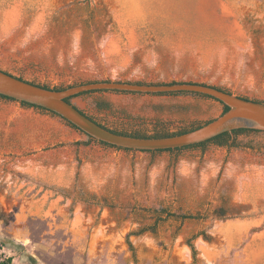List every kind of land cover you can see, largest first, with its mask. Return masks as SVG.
I'll use <instances>...</instances> for the list:
<instances>
[{
	"label": "rangeland",
	"instance_id": "374dc122",
	"mask_svg": "<svg viewBox=\"0 0 264 264\" xmlns=\"http://www.w3.org/2000/svg\"><path fill=\"white\" fill-rule=\"evenodd\" d=\"M0 70L49 88L191 82L264 102V0H0ZM71 102L110 128L143 132L222 113L219 102L192 96L95 93ZM83 138L0 98V264H264V137L256 149L179 153L54 147ZM69 151L70 166H52ZM93 159L103 161L105 195L80 176ZM144 228L130 248L127 235Z\"/></svg>",
	"mask_w": 264,
	"mask_h": 264
},
{
	"label": "water",
	"instance_id": "95a60500",
	"mask_svg": "<svg viewBox=\"0 0 264 264\" xmlns=\"http://www.w3.org/2000/svg\"><path fill=\"white\" fill-rule=\"evenodd\" d=\"M90 91H123L143 94L191 92L208 96L228 111L221 113L201 127L184 134L164 138H134L118 135L102 128L65 100ZM0 95L44 108L68 121L96 141L134 151H156L200 144L225 132L237 129L264 131V104L198 83L134 84L118 81H99L52 91L0 70Z\"/></svg>",
	"mask_w": 264,
	"mask_h": 264
},
{
	"label": "trees",
	"instance_id": "16d2710c",
	"mask_svg": "<svg viewBox=\"0 0 264 264\" xmlns=\"http://www.w3.org/2000/svg\"><path fill=\"white\" fill-rule=\"evenodd\" d=\"M19 80H23L20 77H17ZM106 82H108L109 80H105ZM28 82V81H27ZM118 82H127V81H118ZM33 85H37L39 87H42L44 89H49L52 91H61L67 88H60V87H53V88H49L47 86H43V85H38L35 84L33 82H29ZM129 83H134V84H148V85H153L154 83H142V82H129ZM184 82H175L172 81L170 83H155V84H181ZM186 83V82H185ZM187 83H191V82H187ZM84 84H88V83H84ZM82 85V84H79ZM205 85V84H202ZM77 86V85H76ZM219 90H222L224 92H228L225 89L222 88H218L215 87ZM95 93H118V94H143V93H134V92H123V91H90V92H85L82 94H79L78 96H74V97H70L67 98L65 101L69 104H72L71 100L79 97V96H83V95H91V94H95ZM229 93V92H228ZM149 95H153V96H192V97H201V98H206V99H212L208 96L205 95H201V94H197V93H191V92H170V93H157V94H149ZM1 99L4 100H8V101H12V102H18L14 99L8 98V97H4L0 95ZM244 100H249L247 98H243ZM214 100V99H212ZM217 101V100H214ZM254 102H258V103H262L264 104V102L261 101H257V100H252ZM218 102V101H217ZM22 106L24 107H29V108H34L37 109L39 111L42 112H47L49 114H51L54 117H57L60 121L64 122L65 124H67L69 127L75 129L76 131H78L79 133H81L83 135V139L76 141V142H71V143H64V144H60V145H56L54 147L57 146H75V147H79V146H88L91 143H97L99 145L108 147V148H113L116 150H123V151H128V152H147V153H161V152H169V153H179L185 150H192V149H205L207 148V146L209 145H214L217 147H226V148H249V149H256V147L259 145V142L256 141L255 139H257V137H264V131L262 130H256V129H237V130H233L231 132H225L221 135H218L208 141H205L203 143L200 144H195V145H190V146H186V147H182V148H176V149H168V150H156V151H134V150H130V149H123V148H119V147H115L103 142H99L94 140L93 138H91L90 136L84 134L83 132H81L79 129H77L75 126H73L72 124H70L68 121H66L65 119L61 118L60 116L56 115L53 112H50L44 108L38 107V106H34L25 102H19ZM220 103V102H219ZM222 105V113H225L226 111H228V107L224 106L222 103H220ZM76 109H78L74 104H72ZM100 106H104V107H108L107 103H100ZM79 110V109H78ZM82 114H84L85 116H87L89 119H91L93 122H95L96 124H98L99 126H101L104 129H107L108 131L118 134V135H123V136H127V137H134V138H164V137H171V136H176V135H180V134H184L187 133L189 131H193L199 127H201L202 125L207 124L208 122H205L204 124L198 125V126H194V127H190L187 129H180V130H176L173 132H169L167 130L164 129H155L152 132H143L141 130H126V129H118V128H110L108 126H106L105 124L100 123L99 121H97L95 118L87 115L86 113H84L83 111L79 110ZM239 136H246L249 137L250 139L247 140H242L240 142H238V137ZM264 145V144H263ZM158 211H160V213L165 214L166 213V217H175L176 219H181V220H185V219H191L192 216L189 215H185V214H179V213H174V214H170L168 213L166 210H163L161 208L158 209ZM148 228H144L142 230H140L137 233H129L127 235V244L129 245V247L131 248V244L129 242V237L132 235H139L145 231H147ZM192 242V238L187 240V245L190 248L191 254H192V258L193 261H195V254H196V250L193 246Z\"/></svg>",
	"mask_w": 264,
	"mask_h": 264
},
{
	"label": "crops",
	"instance_id": "0c3cea01",
	"mask_svg": "<svg viewBox=\"0 0 264 264\" xmlns=\"http://www.w3.org/2000/svg\"><path fill=\"white\" fill-rule=\"evenodd\" d=\"M62 153L64 154V152ZM70 155H71V151L67 152L66 160L64 158L61 159L59 156H57L59 160H51L52 166L55 167V165H58L59 162L65 163V161L70 166L71 165ZM51 157L56 158L55 155ZM94 160L95 159L89 160V161H86V163H84L80 171V176L82 177V180L89 191H91L92 193L98 194V195H103V194L105 195L104 192H100V188L98 187L100 183L102 184L105 183V180H103V178L100 177V175L98 174V171L104 168V166H102L103 161H99V160L94 161ZM63 169H68V166L66 167L64 166ZM110 181H111V178L110 179L107 178V182H110Z\"/></svg>",
	"mask_w": 264,
	"mask_h": 264
}]
</instances>
